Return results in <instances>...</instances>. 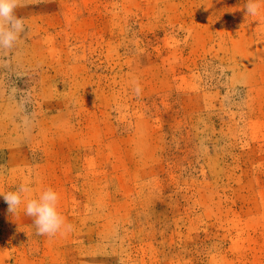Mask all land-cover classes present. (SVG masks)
<instances>
[{
  "label": "rangeland",
  "instance_id": "1",
  "mask_svg": "<svg viewBox=\"0 0 264 264\" xmlns=\"http://www.w3.org/2000/svg\"><path fill=\"white\" fill-rule=\"evenodd\" d=\"M246 3L20 0L0 192L52 188L71 228L38 235L0 196V264H264V0Z\"/></svg>",
  "mask_w": 264,
  "mask_h": 264
},
{
  "label": "clouds",
  "instance_id": "2",
  "mask_svg": "<svg viewBox=\"0 0 264 264\" xmlns=\"http://www.w3.org/2000/svg\"><path fill=\"white\" fill-rule=\"evenodd\" d=\"M19 3L20 0H0V49L14 47L25 31L23 19L15 14ZM244 10L246 15H258L259 0H247ZM135 91L139 93V86ZM30 192L29 186L21 184L14 191L0 192V196H3L13 217H17L22 210L26 217L32 218L38 235L55 236L62 230H70L71 226L66 224L58 211L59 195L55 190L49 187L34 198H27Z\"/></svg>",
  "mask_w": 264,
  "mask_h": 264
}]
</instances>
